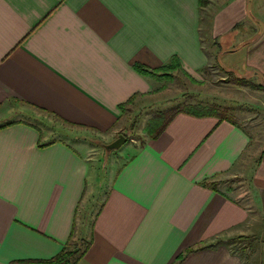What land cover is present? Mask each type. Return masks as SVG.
Segmentation results:
<instances>
[{
	"label": "crops",
	"instance_id": "1",
	"mask_svg": "<svg viewBox=\"0 0 264 264\" xmlns=\"http://www.w3.org/2000/svg\"><path fill=\"white\" fill-rule=\"evenodd\" d=\"M215 1L206 18L200 0H0V264L83 240L76 264H247L235 246L263 245L264 129L215 116L179 113L130 145L79 216L101 184L89 141L104 148L155 103L166 66L202 80L224 41L247 55L227 67L264 74V29L228 37L254 0ZM234 178L243 191L223 187Z\"/></svg>",
	"mask_w": 264,
	"mask_h": 264
},
{
	"label": "rangeland",
	"instance_id": "2",
	"mask_svg": "<svg viewBox=\"0 0 264 264\" xmlns=\"http://www.w3.org/2000/svg\"><path fill=\"white\" fill-rule=\"evenodd\" d=\"M212 1L216 2L215 0H208V3L202 7L203 15L206 18L207 14L210 12L212 13L213 11L214 13L216 4L209 7ZM249 14L245 23L238 26L237 32L228 35L229 39L238 35L244 36V40L249 41L254 35L258 34L260 28L261 30L264 29V0L252 1ZM255 16L258 20L259 18L261 19L260 22L258 21L261 24L256 23ZM252 25H254V30L252 28L249 29ZM221 43L222 46L217 48L218 51L213 48L216 54L214 53V59L211 65L203 73L202 80L194 81L183 74L172 71L171 75L173 78L171 80H161L163 86L162 89H158L160 95L155 99V103L142 112H136L137 114L135 112L128 113L129 120L126 121L125 129L121 132V134L127 137V142L120 148L113 150L110 155L107 156L104 148L97 143L96 139L89 141V146L92 149L94 148V152L98 151L100 153V161H98V163L94 162V168L99 171V180L101 184L98 192L90 197L92 199L86 202L87 204L85 207L88 208H81L79 214L80 219L83 218L84 214H87L90 215L89 220H91L90 218L96 213L106 196V187L109 183L110 176L113 171L117 169V164L122 161V156L125 155L130 145H136V147H138L146 140L148 137L146 130L148 121L159 112H163L168 116L171 111L178 107L205 104L217 107L221 112L225 113L238 124L244 126L252 134H254V132L263 131L264 95L261 93L264 92V89L253 87L250 84H246V82L261 83L264 85V74H256L252 69L248 68L241 70L240 68L247 63L246 51L240 50L238 53L232 55L222 54L221 52L227 49V47L224 41H221ZM219 54L220 57L218 56ZM221 54L224 55L223 60ZM231 61L234 62L235 66L241 67L230 69L227 66H232L230 63ZM243 80L246 81L244 82ZM51 121L54 123L56 119L51 118ZM133 122L134 126L131 127V123ZM96 177V174L94 176L92 174L90 181L93 182L97 179ZM225 186H228L231 190L235 189L236 193L238 190H242V186L245 187L246 184L242 179L234 178L229 180L228 185H223V187ZM245 196L247 195H243V201L247 203ZM253 242V239H245L239 242L235 247L244 251L247 264H264V240L263 245L260 241H257L258 243H256V245H252L251 243ZM242 244L250 245L242 249Z\"/></svg>",
	"mask_w": 264,
	"mask_h": 264
},
{
	"label": "trees",
	"instance_id": "3",
	"mask_svg": "<svg viewBox=\"0 0 264 264\" xmlns=\"http://www.w3.org/2000/svg\"><path fill=\"white\" fill-rule=\"evenodd\" d=\"M208 3V0H200V5L203 7ZM176 64H178L177 59H175ZM179 67V65L177 66ZM177 67L173 65H169L165 67V72H163L158 77H163V79L171 80L173 76L171 75L172 71H174ZM141 69V68H140ZM144 73L152 74L147 70H142ZM158 75V73H155ZM244 82L246 80H243ZM246 84H250L256 88H263V84H256L253 82H246ZM125 105H122V109H124ZM179 113H187L190 115H194L196 117H205V116H215L218 117L220 121L222 120H229L233 123L238 124L230 117H228L225 113L221 112L217 107L209 106L205 104H193V105H185L182 107H178L177 109L173 110L168 116L163 113L159 112L154 115L147 124L146 130L150 137L158 136L168 125V123ZM213 186L215 184L213 183ZM89 242L83 240L81 244L76 245L75 247H70L69 244L68 248H64L58 255L50 259L44 260H26V261H15L13 264H76L80 257L84 254L87 247H89Z\"/></svg>",
	"mask_w": 264,
	"mask_h": 264
},
{
	"label": "water",
	"instance_id": "4",
	"mask_svg": "<svg viewBox=\"0 0 264 264\" xmlns=\"http://www.w3.org/2000/svg\"><path fill=\"white\" fill-rule=\"evenodd\" d=\"M127 142V137L123 134L119 135L117 139L108 144H103L108 155L115 150L120 148L124 143Z\"/></svg>",
	"mask_w": 264,
	"mask_h": 264
}]
</instances>
